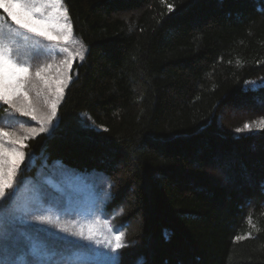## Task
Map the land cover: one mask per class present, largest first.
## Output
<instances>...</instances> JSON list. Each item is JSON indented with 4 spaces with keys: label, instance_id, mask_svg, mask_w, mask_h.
Wrapping results in <instances>:
<instances>
[{
    "label": "trees",
    "instance_id": "1",
    "mask_svg": "<svg viewBox=\"0 0 264 264\" xmlns=\"http://www.w3.org/2000/svg\"><path fill=\"white\" fill-rule=\"evenodd\" d=\"M64 4L87 51L26 175L103 207L120 264H264V0ZM19 251L14 233L0 258Z\"/></svg>",
    "mask_w": 264,
    "mask_h": 264
},
{
    "label": "snow or ice",
    "instance_id": "2",
    "mask_svg": "<svg viewBox=\"0 0 264 264\" xmlns=\"http://www.w3.org/2000/svg\"><path fill=\"white\" fill-rule=\"evenodd\" d=\"M0 10L11 21L0 16V104L10 109L0 117V251L8 248L14 233L21 249L12 258H0V264H120L125 233L105 218L103 207L93 204L84 213L69 210L79 192L62 186L54 176L37 173L42 178L36 180L26 175L36 155L25 152L27 141L50 135L58 126V105L72 80L74 61H83L87 48L73 37L64 0H0ZM77 43L75 52L67 47ZM33 49L53 57L65 54L55 77L45 75L51 64L33 73L30 61L39 58L31 54ZM23 51L29 55L22 56ZM32 91L37 98L44 96L43 108L33 102ZM18 117L37 121L40 127L27 126ZM258 127L264 128V119ZM245 130L251 125L245 123L236 131ZM65 172L61 165L59 174Z\"/></svg>",
    "mask_w": 264,
    "mask_h": 264
},
{
    "label": "rangeland",
    "instance_id": "3",
    "mask_svg": "<svg viewBox=\"0 0 264 264\" xmlns=\"http://www.w3.org/2000/svg\"><path fill=\"white\" fill-rule=\"evenodd\" d=\"M1 12L2 13H0V16H4L5 20L7 21V23H11L10 20H7L6 14L3 13L2 10H1ZM73 37H74V35H73ZM74 39H76V38L74 37ZM67 47H69L71 51L75 52L76 49L79 47V44L78 43L77 44H69V45H67ZM31 54L36 55V56L39 57L38 59L30 61V66H31V69H32L33 73L35 72L37 67H45L48 64L52 65L51 70L45 73V75L48 76V77H55L57 75L56 69L61 64L62 60L65 58V54L56 55V56L53 57L51 55H46V54H43V53H37V52H35L34 49L31 50ZM21 55L27 57L29 55V52L28 51H23L21 53ZM75 61H80V60H79V58H77ZM39 87L46 93L47 90L43 89V85H39ZM30 96L32 97L34 103H37L38 106L43 108V103H44V96L43 95H41L39 98H37L35 91H32V92H30ZM3 107L10 111L8 105L0 104V109L3 108ZM249 107L250 106L248 104L247 105L246 104H240V105L238 104V106H236L235 108L229 110L230 112H229L228 116L229 117H241V115L243 116V115L246 114V112L249 110ZM44 110L46 111L47 109H44ZM18 119L20 121H27V126H31V127H35V128H39L40 127V124L37 121H32V120H30L27 117H18ZM15 126L18 128V124L15 125ZM20 134H23V133H20ZM117 168L122 170L120 167H117ZM67 182H68V187L73 186V185H71L72 183H71L70 179H68ZM74 187H76V186H74ZM77 221L79 222L80 220L77 219Z\"/></svg>",
    "mask_w": 264,
    "mask_h": 264
}]
</instances>
